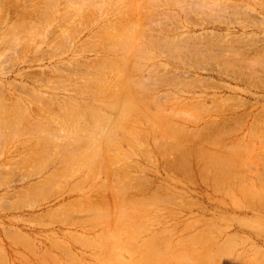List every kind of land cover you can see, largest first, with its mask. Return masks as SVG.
I'll return each mask as SVG.
<instances>
[{"label": "rangeland", "instance_id": "rangeland-1", "mask_svg": "<svg viewBox=\"0 0 264 264\" xmlns=\"http://www.w3.org/2000/svg\"><path fill=\"white\" fill-rule=\"evenodd\" d=\"M0 264H264V0H0Z\"/></svg>", "mask_w": 264, "mask_h": 264}]
</instances>
